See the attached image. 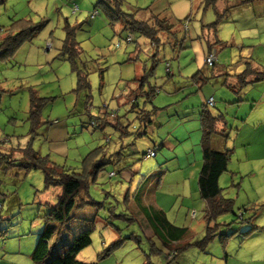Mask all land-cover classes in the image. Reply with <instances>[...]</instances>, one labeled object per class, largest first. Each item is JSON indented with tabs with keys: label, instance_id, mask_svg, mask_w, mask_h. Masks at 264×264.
<instances>
[{
	"label": "rangeland",
	"instance_id": "rangeland-1",
	"mask_svg": "<svg viewBox=\"0 0 264 264\" xmlns=\"http://www.w3.org/2000/svg\"><path fill=\"white\" fill-rule=\"evenodd\" d=\"M97 1L4 0L0 5V38L19 24L38 28L12 56L0 59V264H33L38 235L52 226L41 217L60 192L43 189L39 170L19 167L27 145L35 156L74 173L97 148L107 156L119 153L112 159L120 162L106 164L88 186L96 208L73 213L61 228L58 255L88 231L90 244L76 255L87 264H264V81L236 94L212 71L222 66L239 74L246 62L264 69V10L253 0H123L125 7L138 9L137 20L157 18L171 27L168 34L158 33L154 49L136 32L109 25ZM67 30L73 56L62 50ZM211 44L215 65L207 67ZM77 71L86 75L88 89L78 87ZM143 73L144 92L156 90L150 98L136 92L139 109L153 113L147 129L129 102ZM30 95L39 110L37 127L28 121ZM209 96L210 109L221 116L211 145L229 151L217 184L231 210L210 224L216 236L201 249L197 242L206 224L196 188L197 113ZM147 151L154 157L143 158ZM140 178L139 191L154 194L164 217L187 229L175 254L161 244L158 232L144 228L146 221L133 207ZM220 235L226 237L220 241Z\"/></svg>",
	"mask_w": 264,
	"mask_h": 264
},
{
	"label": "trees",
	"instance_id": "trees-1",
	"mask_svg": "<svg viewBox=\"0 0 264 264\" xmlns=\"http://www.w3.org/2000/svg\"><path fill=\"white\" fill-rule=\"evenodd\" d=\"M208 1L213 2L215 0ZM253 1L249 0L248 3H252ZM2 3H4V0H0V5ZM97 4L102 7V12L106 16L109 25L117 23L121 24L123 29L129 33L136 32L140 36L146 38L150 42L151 47L154 49L157 47V43L160 42L158 33L163 32L164 34H168L169 29L171 28L170 26H167L164 21L158 20L157 18H153L150 22L137 20L136 14L138 9H132L129 6L125 7L123 0H98ZM36 29L38 30V28L35 27L32 29L19 24V27L15 32H13V34L3 35L0 38V59L12 56L21 43L32 38ZM127 39L128 38H126V42L131 41L130 39ZM211 46L212 44L207 46L206 56L210 54L212 48ZM62 50L68 55H70L69 51L73 52L72 56L76 54L72 43V32L68 30L66 31L65 39L62 41ZM204 64L207 67H213L215 65L214 61L211 65H207L206 63ZM248 64L249 63L246 62L247 67L244 68L241 73L235 75H230L229 72L231 70L225 69V67H217L212 71H218L220 73L222 71L223 74L220 76L222 77L221 85H226L227 87L234 89L231 91L237 94V90L243 89L246 85L264 81V69L262 68L257 70L254 69L253 66H248ZM76 73L78 87L84 88L85 90L88 89L86 75L80 71H77ZM146 74L144 75L143 73V76L139 79V86L135 92L133 91L134 93L130 94L129 97L132 96V99L129 102L131 109L138 110L141 113L139 121L147 129L150 128L149 126L152 124V119H150V117H152L153 113L150 114L151 112L149 113L141 108L139 109L138 103L135 100L137 91H140L138 94H145L149 98L153 97L156 93V90L151 88H148V91L144 92L143 83L146 80ZM168 75L169 73L167 76ZM206 77L207 75L204 74L202 79L204 80ZM229 77L234 78L233 85L228 83ZM193 82L194 84H198L195 81ZM129 97L128 99H130ZM208 98L203 101L197 113V120L201 133L199 140L201 165L197 173L196 188L199 199L204 203L203 219L206 224L202 240L197 242L201 249H205L206 245L216 236L215 225L210 224L214 222L219 215L231 210V201L220 197L221 189L217 184L219 176L226 172L229 151L220 152L211 148L210 137L212 135H219L217 134L218 132L216 126L221 122V116L214 114L213 110L210 109L213 107L214 102L212 106H208L205 103ZM36 103L37 102L34 96L30 95L28 121L31 127H37L39 124V110ZM152 110H155V108H152ZM106 116L110 119L115 118L113 114ZM106 116L102 118L101 115L100 121L108 124L105 121ZM93 125L95 126L94 122ZM28 146L29 145H27L23 152L20 150L22 152V157L20 160L21 163L19 162V167L25 170H39L43 177L44 190H48L50 188L60 189L59 194L55 198L56 201L54 205L51 207L46 205L47 212L41 217L45 225L52 224V226L44 227L39 233L37 241L31 252L30 260L33 264H87L77 261L76 255L90 244L89 232L84 231L74 237L64 252L61 255H58L56 244L57 241H59L60 230L63 226L69 223L73 213L75 214L85 208H96L98 204L89 197L88 186L94 183L96 174L102 167L106 164L120 162L119 157L112 159L113 155L118 156L119 153L117 152L116 154L114 153L107 156L103 153L102 149L97 148V152L95 154H91L87 157L81 172L74 173L62 166L55 165L49 161L47 157L39 158L35 156L32 151L28 150ZM147 152L142 154L143 158H146L145 155ZM152 153V157H154V152L152 151ZM97 155H101V158L98 161H94V158ZM4 156L9 157L6 159L8 163H13L10 156L6 154ZM144 217H146L150 223H154L160 228V232L153 230V233L160 234V239L163 240L162 245L168 248L171 254L172 252H174V254L177 253V244L181 242L184 237H186L187 229L184 227L178 228L170 225L165 221L164 216L160 212L153 213V211L148 210ZM225 237L226 236L220 235L219 240L221 241Z\"/></svg>",
	"mask_w": 264,
	"mask_h": 264
},
{
	"label": "crops",
	"instance_id": "crops-1",
	"mask_svg": "<svg viewBox=\"0 0 264 264\" xmlns=\"http://www.w3.org/2000/svg\"><path fill=\"white\" fill-rule=\"evenodd\" d=\"M257 4H258V6L260 7V8H262L263 10H264V0H262V1H258V0H254ZM222 66H219V68H221ZM253 68L254 69H257V70H259V69H262L261 67H259V66H253ZM235 69V68H234ZM223 73H222V71H221V73L220 72H218V71H215V73H214V75L215 76H218V77H220L221 75H222ZM229 74L230 75H235V73H230L229 72ZM234 78H232V77H229L228 78V83L229 84H231V85H233L234 84V80H233ZM210 97V96H209ZM206 98H208V97H206ZM198 121V120H197ZM199 125V124H198ZM216 128H217V126H216ZM199 130H200V128H199ZM201 134V133H200ZM210 145H211V141H210ZM211 148H213L212 147V145H211ZM200 149V148H199ZM214 149V148H213ZM199 154H200V151H199ZM201 165V164H200ZM194 166H195V164H194ZM200 168V167H199ZM192 174H193V172H192ZM143 180L144 179H141L140 178V180H139V182H136L135 183V185H134V188H135V191H134V193L132 194V202H133V207H134V209L136 208V210H137V212H139L140 214H141V216H142V219H144L146 222H145V224H144V228H149V229H153V230H156V231H158V232H160L159 230H160V228L159 227H157L154 223H150V221H148L147 220V218L146 217H144V215L145 214H147V212H148V210L149 211H153V213L154 212H160L162 215H163V212L161 211V210H159V208L156 206V201H154V194H152V195H150L149 196V191L147 190V191H143L142 193H141V191H139L140 190V188H141V185H142V183H143ZM86 209V208H85ZM84 209V210H85ZM84 210H82V211H84ZM143 211V212H142ZM79 212H81V211H78L77 213H79ZM164 216V215H163ZM89 217H90V214H89ZM88 217V218H89ZM164 219H165V221L166 222H168L170 225H172V226H174V227H177V226H175L173 223H171L170 221H168L165 217H164ZM155 225V226H154ZM179 228V227H178ZM162 242H163V240H162ZM161 242V244H163Z\"/></svg>",
	"mask_w": 264,
	"mask_h": 264
},
{
	"label": "built area",
	"instance_id": "built-area-1",
	"mask_svg": "<svg viewBox=\"0 0 264 264\" xmlns=\"http://www.w3.org/2000/svg\"><path fill=\"white\" fill-rule=\"evenodd\" d=\"M127 40H129V38H128ZM211 60H212V56H211V54H209V55H207V57L205 58L204 63H206L207 65H211V64H212V61H211ZM205 103H206L208 106H212V104H213L212 98H211V97L208 98V99L206 100ZM152 156H153L152 151H148L147 154L145 155L146 158H148V157H152ZM110 175H112V174H110Z\"/></svg>",
	"mask_w": 264,
	"mask_h": 264
}]
</instances>
